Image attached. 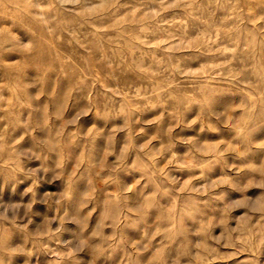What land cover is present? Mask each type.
<instances>
[{"label":"rangeland","instance_id":"obj_1","mask_svg":"<svg viewBox=\"0 0 264 264\" xmlns=\"http://www.w3.org/2000/svg\"><path fill=\"white\" fill-rule=\"evenodd\" d=\"M0 264H264V0H0Z\"/></svg>","mask_w":264,"mask_h":264}]
</instances>
